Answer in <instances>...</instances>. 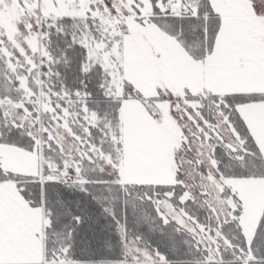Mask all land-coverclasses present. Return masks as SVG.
Masks as SVG:
<instances>
[{
    "label": "snow or ice",
    "instance_id": "obj_1",
    "mask_svg": "<svg viewBox=\"0 0 264 264\" xmlns=\"http://www.w3.org/2000/svg\"><path fill=\"white\" fill-rule=\"evenodd\" d=\"M0 264H264V0H0Z\"/></svg>",
    "mask_w": 264,
    "mask_h": 264
}]
</instances>
